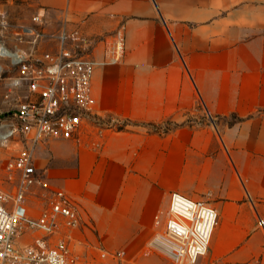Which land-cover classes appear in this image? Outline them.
<instances>
[{
  "label": "crops",
  "instance_id": "0c3cea01",
  "mask_svg": "<svg viewBox=\"0 0 264 264\" xmlns=\"http://www.w3.org/2000/svg\"><path fill=\"white\" fill-rule=\"evenodd\" d=\"M44 29L79 27L98 63L91 115L74 138L35 148L40 211L68 195L128 251L180 193L218 216L196 264H264V0H40Z\"/></svg>",
  "mask_w": 264,
  "mask_h": 264
},
{
  "label": "built area",
  "instance_id": "2783aa9c",
  "mask_svg": "<svg viewBox=\"0 0 264 264\" xmlns=\"http://www.w3.org/2000/svg\"><path fill=\"white\" fill-rule=\"evenodd\" d=\"M32 23L20 27L12 50L0 46V59L12 74L3 83L0 140L14 139L22 148L7 164V170L19 174L21 189L12 198L0 193V264H89L70 245L80 221L71 198L62 191L51 193L33 218L22 193L38 181L34 149L46 140L74 138L88 120L94 70L120 61L123 36L117 31L103 40V60L98 63L92 57V40L79 27L65 25L48 32L44 14L33 17ZM51 42L54 48L37 53L40 44ZM4 72L0 66V76ZM217 221L209 205L173 192L167 209L154 216L155 232L142 256L156 253L171 264H196L207 252ZM257 225L264 228V220ZM25 236H30L27 243Z\"/></svg>",
  "mask_w": 264,
  "mask_h": 264
},
{
  "label": "rangeland",
  "instance_id": "374dc122",
  "mask_svg": "<svg viewBox=\"0 0 264 264\" xmlns=\"http://www.w3.org/2000/svg\"><path fill=\"white\" fill-rule=\"evenodd\" d=\"M41 9L40 0H0V46L4 45L7 49L12 50L18 44L15 34L20 27L31 26L33 24L32 18L42 14ZM51 47L54 48L52 42L40 44L37 53L46 52ZM6 64L8 65L7 62L0 59V66L5 70L0 76V104L3 95V83L12 75L9 73ZM2 119L3 117L0 115V123ZM21 149V145L14 139L0 140V193L8 198H12L21 189L19 174L7 170V164L19 154ZM33 157L34 161L38 159L35 149ZM22 196L28 215L33 218L37 217L40 213V203L44 200L39 197L34 188H29L27 192L22 193ZM71 236L70 245L73 251L82 255L83 261L89 264H171L163 256L156 253L150 257H143L142 250L145 244L132 252L125 248H119L114 245L113 238L100 237L90 225H88L87 232L79 234L75 229ZM28 241H30V236H25L23 243Z\"/></svg>",
  "mask_w": 264,
  "mask_h": 264
}]
</instances>
